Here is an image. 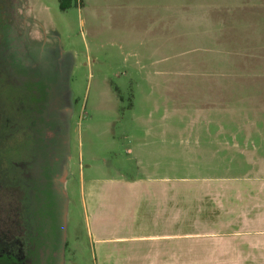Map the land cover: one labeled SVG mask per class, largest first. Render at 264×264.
I'll list each match as a JSON object with an SVG mask.
<instances>
[{
	"label": "rangeland",
	"instance_id": "1",
	"mask_svg": "<svg viewBox=\"0 0 264 264\" xmlns=\"http://www.w3.org/2000/svg\"><path fill=\"white\" fill-rule=\"evenodd\" d=\"M71 1L62 10L60 0H0V165L18 181L15 163L43 170L44 106L49 151L61 127L48 152L55 209L42 203L36 214L47 240L34 260L0 264H48L57 245L59 264H99L82 185L142 175L127 153L136 134L237 136L216 142L211 175L264 176V0ZM5 187L0 235L20 234Z\"/></svg>",
	"mask_w": 264,
	"mask_h": 264
},
{
	"label": "crops",
	"instance_id": "2",
	"mask_svg": "<svg viewBox=\"0 0 264 264\" xmlns=\"http://www.w3.org/2000/svg\"><path fill=\"white\" fill-rule=\"evenodd\" d=\"M235 140L212 133L132 136L127 153L142 175L82 185L96 261L264 264V176L211 175L216 142Z\"/></svg>",
	"mask_w": 264,
	"mask_h": 264
},
{
	"label": "flooded vegetation",
	"instance_id": "3",
	"mask_svg": "<svg viewBox=\"0 0 264 264\" xmlns=\"http://www.w3.org/2000/svg\"><path fill=\"white\" fill-rule=\"evenodd\" d=\"M48 97L44 94L43 102H46ZM49 112L45 111V106L43 108V112L37 116L36 124L37 126L40 124L41 130L38 131L40 127H37V132L35 135V143L36 146H41L42 144V150H44L45 160L46 162L44 164H41V166L44 167L40 169V166H35L34 160L32 161H23L17 165V168L19 170V178L22 179L18 181L17 177H10L5 170L0 165V184H5L9 190L12 191L11 195H13L12 198L14 200L16 199L18 204V211L16 214V219L23 223L24 220L27 219L26 226L27 231L26 235L22 234L25 233L22 229V224H19L20 234H17L18 232L15 231H7V233H10V235H0V263L4 260L7 261H16V262H23L24 260H31L35 259L37 257L38 253L37 251L40 250L42 247L40 244L47 240L44 234H42L40 231L42 227V222L38 219V216L36 214H39L40 208L43 205L45 206L47 210V214L51 213L53 211V208L51 207V203L53 201V185L49 183V179L51 177V169L48 164V152L54 153V150L56 151L58 148V145L60 144V132L59 128L61 129L60 125L56 123L55 130L57 133H55L54 143L52 146V151H49V147L47 144V138L45 136L46 129L50 126V123H44L43 125V119L47 120ZM9 121V118H7V122ZM8 125V123H7ZM8 136V134H7ZM45 145V147H44ZM33 163V164H32ZM6 175V176H5ZM25 181H24V180ZM6 197V196H5ZM9 197V196H8ZM29 199V202H28ZM31 200H33V210L34 213L32 214L31 210L28 211L27 206L30 205ZM43 200V202L41 201ZM54 204V203H53ZM22 205V209L19 206ZM26 212V215L24 214ZM26 216V218H25ZM32 220H34L32 225ZM18 225V224H17ZM42 237V240L40 239ZM10 239V240H8ZM40 243V244H38ZM60 245L55 246V248L52 250L51 253V259L48 264H59L60 261ZM62 257V256H61Z\"/></svg>",
	"mask_w": 264,
	"mask_h": 264
},
{
	"label": "trees",
	"instance_id": "4",
	"mask_svg": "<svg viewBox=\"0 0 264 264\" xmlns=\"http://www.w3.org/2000/svg\"><path fill=\"white\" fill-rule=\"evenodd\" d=\"M71 6H72V1L71 0H60V8L62 10H66V9L70 8ZM52 208L54 210L55 206L53 207V205H52Z\"/></svg>",
	"mask_w": 264,
	"mask_h": 264
}]
</instances>
